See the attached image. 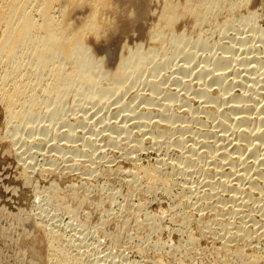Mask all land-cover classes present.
Instances as JSON below:
<instances>
[{
	"label": "rangeland",
	"instance_id": "rangeland-1",
	"mask_svg": "<svg viewBox=\"0 0 264 264\" xmlns=\"http://www.w3.org/2000/svg\"><path fill=\"white\" fill-rule=\"evenodd\" d=\"M117 1L119 2V9H121L119 12H121H118L119 16H116V21L118 20L117 24L121 30L117 33L118 35H114L117 36L116 39L113 36L114 39L112 38V41L110 39L106 43V45L108 44L106 48L105 45H98L90 38L88 40V42L90 41L89 47L92 45L90 48L93 49L95 61H102L101 67L104 66L102 71L107 72L111 69L113 72L118 64V59H122L123 56L128 57L129 51L137 50L142 54L152 50L154 52L151 62L145 65V69L136 70V73L133 72L132 76L130 75L131 77L128 78L124 75L121 77L120 74L117 75L116 70L110 74L112 84L106 85L108 89H105V94L108 91L109 95L107 97L104 95L106 97L104 100L102 97V101L96 102L88 93L80 97L77 95V87L74 85L71 90L63 92L64 96L61 95L62 98L60 97L59 102H56L52 99L53 94L50 92L51 74L49 71H45L42 82H31V80L28 83L27 81L25 86L28 87L24 88L23 91L26 96L23 93L20 94L17 96L16 104L11 103L9 106L7 95L15 92L16 85L18 86L22 82H15V79H11V82L3 81L4 69L0 65V264H55V262L56 264H264V203H261L264 197V189H261L264 187V163L263 165L260 163V161L264 162V159L263 161L258 160V158H264L261 157L264 156L261 154L264 150V144L260 142L262 145H259L258 155L261 154V156L256 158V155L255 157H251L252 154L249 155L250 147L247 146V141L240 142L234 139H239L238 135L242 131L250 133V129L243 130L244 124L242 125V122L240 126L238 125L240 121L235 124L236 119L250 116L248 118H251L250 121L252 122V120L260 118L258 121L257 119L254 121L255 126L262 125L260 121L262 111L259 110L260 107L264 110V95L262 94L264 93L262 88L264 87V74L258 75V73L260 71L264 73L262 71L264 70V0ZM168 5L169 7L174 6L171 7L174 9L180 6L178 9L183 10L184 8V11L173 14L175 10L166 8ZM166 10L177 15L168 21L169 24L165 23L166 19L163 20L167 14L169 16ZM248 18H250L249 22ZM223 28L226 30L224 31ZM156 32H158L157 35H155ZM173 35L181 37L182 48L177 49L171 43ZM186 51L189 52L190 58H188ZM190 53L191 56L193 53V58ZM185 56L188 58L187 61ZM229 56L231 59L234 58V61L230 62ZM218 58L220 60L228 58L230 64L228 61V63L225 60L224 62L228 64L227 68L231 72L227 68L225 69L223 61L218 65ZM248 64L251 67L253 64L254 66L251 68ZM183 65L184 67H182ZM260 65L263 66L258 72ZM72 67L73 65L68 64L65 70L69 72ZM186 67L187 70L184 71ZM245 67L251 68V71L255 73L251 75L250 69L245 70ZM215 69L221 72L224 69L223 71L229 72V74L224 72L226 73L225 80L221 76L223 81L221 80L220 83L222 85L217 82L218 80H213L221 73L219 71L217 74ZM256 74L257 77H254ZM260 76H262L261 82L259 81ZM247 77L250 79L248 80L249 85L253 86L252 89L254 88V90H248L250 86H247L248 89L246 88L248 85ZM119 79L123 81V88L122 91L115 92V89L119 87L118 84L121 83ZM251 79H259L258 81L255 80L258 86L255 85V82L252 84ZM236 80H238L239 85ZM108 81L110 80L107 79L104 83ZM117 81L118 84L115 83ZM243 82L245 85L240 86ZM231 83L236 85L232 86ZM116 85L117 87H115ZM244 86L245 88H243ZM260 86L261 88H259ZM224 88L225 91H222L221 89L224 90ZM226 88H228L227 91ZM109 90L112 92L110 91V93ZM207 90L211 96H208V92L207 96L205 95ZM257 90L259 91L257 92ZM200 92L205 97L200 95ZM32 93L36 94L39 101L36 105L27 107L25 102ZM166 93L168 96L164 95ZM252 93L253 95H251ZM153 94L155 98L151 96ZM241 94L245 95L241 96L242 100H239L240 97L236 98ZM248 94L250 99L253 96L252 101H249ZM215 96L216 99H218L217 96H220V101L214 99ZM78 97L83 99L79 100ZM204 98H207L205 99L206 103L203 101ZM243 98L249 99L248 102ZM229 99L231 102H228ZM225 101L228 102V106ZM241 101L243 102L241 103ZM229 103L232 105L231 107H229ZM232 103L236 104V110H234L239 117L236 112H233L235 116L232 114L233 109L231 108H235ZM243 104L247 107H244ZM11 107L15 111L17 109V112L19 111V114L22 113V115L20 114L21 116L17 118L11 117L10 112H8ZM246 108L250 115L246 113ZM256 111L259 113L257 114ZM228 112L231 113L230 116H226L229 115ZM217 113L221 114L218 115ZM224 113L227 114L224 115ZM259 114L260 117H257ZM172 115L175 118L174 116L171 118ZM231 115L237 118L234 119ZM158 120L160 122H156ZM229 120L234 123L232 124ZM147 123L150 126L144 125ZM227 124L231 127L228 128ZM252 126L254 127V125ZM262 126L260 130L264 132V122ZM225 131L228 135L223 134L226 133ZM215 133L216 136H214ZM223 135L229 136L226 140L232 138L233 142L230 145L228 142L231 141L227 140L226 143L225 140V145L228 144L230 149H226L228 146L224 148L223 138L225 139V137ZM183 137H186V141ZM215 140L219 143L217 144ZM213 142L215 143L213 144ZM220 142H222V146ZM242 142L247 148L243 149ZM234 143H238V146L246 153L244 154L242 150L244 155L239 153L241 154L239 156L238 153L236 154V150L233 153L234 147L232 146L235 145ZM208 144L213 145V148H210ZM215 144L217 146L220 144L219 148L221 149L215 147ZM192 146L193 149L196 147L198 151L189 149ZM214 147L216 148L215 153L219 156L212 152ZM209 148L213 150H208ZM226 150L233 153L230 154V156L232 155L231 159L236 160V164L233 166L237 165L238 156L242 159V156L245 157L246 155V159L242 160L249 164L250 168L246 166L247 164L245 165L246 168L249 170L253 168V172L251 170L249 173L251 172L255 176L252 177L250 174V180H255L253 183H259L255 189L249 187L250 180L247 176L243 179L247 177L248 180L242 181L238 178L244 174L241 173L244 171L240 170L242 169L240 164L236 168H233L232 164H230L232 166L230 168L229 161L223 162L225 165L222 164L220 156ZM210 154L214 157L212 158ZM209 156L212 160L217 157L215 160H221V163L213 160L211 165ZM247 158L248 162L246 161ZM254 158L257 159L255 163L254 160L256 159ZM194 159L197 160V163ZM253 163L258 164L257 170L254 169ZM214 164H222V169ZM139 166L154 168L155 170L159 168L156 171L152 169L154 173L151 172V174L153 175L148 176L137 168ZM228 169L233 171L232 177ZM236 169L240 170V173L237 170L235 171L236 175H234ZM217 170L223 173L221 174ZM255 172H257L258 178H256ZM223 175L225 176L224 179ZM233 177L234 180H232ZM239 180L246 185L239 186L242 184ZM252 180L251 184L253 185ZM202 181H205L206 187ZM207 181L210 183L212 181V187H214L213 181L214 183L219 182V184H214L216 186L214 190L210 187L209 182L206 184ZM228 181L231 182L228 183ZM223 182L230 186H224ZM223 186L227 188L226 191L228 190V192L223 191ZM258 186L261 187L258 188ZM217 189L218 193L216 194H220L222 191L220 195L213 193L214 191L217 192ZM234 189H239V194ZM259 189L263 192L261 193ZM246 190L253 195H250L248 200ZM203 191L208 192V194L211 192L216 196L210 194L211 196L208 195L210 197L204 198L205 193ZM240 193H242L243 198ZM230 195L235 198L239 195V197L232 199L234 197H230ZM241 198L245 199L241 201L242 204L240 203ZM220 199L222 200L220 201ZM258 199L261 202H258ZM216 200L218 201L216 202ZM232 200L237 203L234 204ZM244 201L247 202V204L245 203L247 206L243 204ZM238 202L241 205H237ZM258 203H260L259 210L257 208ZM205 204L206 206H204ZM234 205L235 207H233ZM242 206L246 208L244 207V209ZM254 208L256 209L254 210ZM246 213L249 215L248 218H255L253 222L246 218ZM241 218H243L242 221ZM244 219L245 221L248 219L250 222L246 221V223L248 222L246 224ZM253 223L256 228L253 227ZM236 224L239 228L241 225V227L246 225L244 228L251 232L248 233L244 229L248 236H245V233L238 235L239 237L236 236L235 233L238 234ZM234 231L235 233H233ZM50 244L54 245L56 252L53 250L50 252L48 246ZM57 248L60 250L57 251ZM59 253L70 255L67 262L61 261L62 254Z\"/></svg>",
	"mask_w": 264,
	"mask_h": 264
},
{
	"label": "bare ground",
	"instance_id": "bare-ground-1",
	"mask_svg": "<svg viewBox=\"0 0 264 264\" xmlns=\"http://www.w3.org/2000/svg\"><path fill=\"white\" fill-rule=\"evenodd\" d=\"M120 1V0H119ZM121 1H123V0H121ZM120 1V2H121ZM149 1V0H148ZM124 3V2H123ZM171 4V3H170ZM121 5V4H120ZM124 5V4H123ZM164 5L166 6V4H165V1H164ZM206 5V4H205ZM204 5V6H205ZM210 5V4H209ZM164 6V7H165ZM58 7H59V10H58ZM119 2L117 1V0H0V65H2L3 66V69H4V74H3V78H2V80L3 81H6V82H9L11 79H15V82L16 81H21L22 83H20V85H16V87H17V89H16V91L13 93H9L8 95H7V101H8V105L10 106L11 105V103H15L16 104V100H17V96H19L20 94H22L23 93V91H24V88H27L26 86H25V84H26V82L28 81V83H29V81H31V82H42V80H43V77H44V73H45V71H49L50 72V76L52 77V84H51V90H50V92H52V96H53V100H55L56 102H59V99H60V97H61V95H63V92L65 93L67 90H71L72 88L71 87H73L74 85L77 87V95L78 96H80L81 97V95H82V97H83V94H86V93H88L90 96L92 95V97L94 98V100H96V102H98V101H100L101 99H102V97H103V100H104V98H106L107 97V95H109V93H108V91H107V93L105 94V89L107 90L108 88H107V86H109V85H111L112 84V81H111V79H110V74H112V73H114V71L115 72H117L116 74L117 75H119L120 74V76L122 75H124L125 77H131L132 75V73L133 72H135L136 70H140V69H142V68H144L145 67V65H147V63L148 62H151V60H152V55H153V50L152 51H148V53L146 52V54H142V53H140V51H137V50H134V51H129V55H128V57H121L122 59H118V64L116 65V68H115V70H113V72H112V70L111 69H109V71H102L103 70V68L102 67H104L103 65H102V67H101V63H102V61H95V58H94V56H93V52H92V50L93 49H91L92 47V45L89 47V42H88V40H89V38L93 41H95V42H97L98 43V45H105V48L106 47H108V44L106 45V43L110 40V41H112V38H113V36L114 35H116L118 32H119V30H121V29H119V25L117 24V22H118V20L116 21V16H119L118 15V12H119V10H121V9H119ZM126 7V6H125ZM169 7V5L166 7V8H168ZM171 7H174V6H171ZM171 7H169L170 8V10H175L174 11V13L173 14H176V13H178V12H180V11H184V8H183V10L182 9H178L180 6H178V8L177 9H174V8H171ZM161 8V7H160ZM125 10V9H124ZM214 10V9H213ZM121 12V11H120ZM119 12V13H120ZM166 12H167V10H166ZM171 12V11H170ZM170 12H167V13H169V16H168V14H167V16H165V17H167V18H165L164 17V19L163 20H165V23H168V21L169 20H172V18H174V16H177V15H173L172 13H170ZM122 13H123V11H122ZM122 13L120 14L121 16H122ZM125 13V12H124ZM127 15H128V13H127ZM203 15V14H202ZM204 15H205V13H204ZM253 15V14H252ZM251 15V17H253ZM206 16V15H205ZM204 16V17H205ZM249 17V16H248ZM255 17V16H254ZM244 19V18H243ZM242 20V19H241ZM256 20V19H255ZM250 21V18H248V22ZM239 22V21H238ZM169 24V23H168ZM227 24V23H226ZM247 24V23H246ZM225 25V24H224ZM254 25V24H253ZM229 26V25H228ZM250 26V25H249ZM251 26H252V24H251ZM250 26V27H251ZM255 26H257V25H255ZM249 27V28H250ZM225 28H227L226 27V25H225ZM254 28V27H253ZM221 30H222V28H221ZM223 30L225 31L226 29H224L223 28ZM228 30V29H227ZM255 30V29H254ZM223 31V32H224ZM248 32V31H247ZM121 33H123V32H121ZM157 33L158 32H156V34L155 35H157ZM255 33V32H254ZM118 35V34H117ZM159 35V34H158ZM227 36V35H226ZM245 36V35H244ZM264 36V35H263ZM115 37V36H114ZM117 37V36H116ZM116 37H115V39H116ZM157 37V36H156ZM155 37V38H156ZM181 37L179 36V37H177V36H175V35H173L172 36V38H171V43L173 44V45H175V47L177 48V49H180V48H182L181 47V39H180ZM114 39V38H113ZM203 39V38H202ZM242 39V38H241ZM244 39V38H243ZM242 39V40H243ZM247 39V38H246ZM186 40V39H185ZM202 42V41H201ZM232 42V41H231ZM237 42H238V40H237ZM240 42H244V41H240ZM264 42V41H263ZM115 43V42H114ZM95 44V43H94ZM110 44V43H109ZM112 44H113V42H112ZM220 44H222V43H220ZM236 44V43H235ZM239 44V43H238ZM254 44V43H253ZM116 45V44H115ZM224 45V44H223ZM222 45V46H223ZM264 45V44H263ZM262 45V46H263ZM97 46V45H96ZM221 46V45H220ZM241 46V45H240ZM243 46V45H242ZM110 47V46H109ZM111 48V47H110ZM116 48V47H115ZM227 48H228V45H227ZM226 48V49H227ZM239 48V47H238ZM258 48V47H257ZM197 49V48H196ZM229 49V48H228ZM232 49V48H231ZM109 50V49H108ZM112 50H113V48H112ZM118 50V49H117ZM124 50V49H123ZM191 49H189V51H190ZM234 50V49H233ZM239 50H240V48H239ZM179 51V50H178ZM202 51V50H201ZM232 51V50H231ZM185 52V51H184ZM191 52V51H190ZM195 52V51H194ZM226 52V51H225ZM229 52H230V50H229ZM234 52V51H233ZM110 53V52H109ZM186 53H187V51H186ZM185 53V54H186ZM115 54V53H114ZM188 54H189V52L187 53V56H188ZM213 54V53H212ZM227 54V53H226ZM225 54V55H226ZM235 54V53H234ZM237 54V53H236ZM111 55V54H110ZM174 55V54H173ZM222 55V54H221ZM119 56V55H118ZM190 56H191V53H190ZM192 56H194L193 55V53H192ZM191 56V57H192ZM213 56V55H212ZM228 56V55H227ZM232 56V55H231ZM186 57V56H185ZM222 57V56H221ZM220 57V59H222ZM230 57V56H229ZM228 57V58H229ZM233 57V56H232ZM115 58V57H114ZM118 58V57H117ZM187 58V57H186ZM188 58H190L189 56H188ZM188 58L187 59H185L186 61L188 60ZM193 58V57H192ZM217 58V57H216ZM227 58V59H228ZM257 58V57H256ZM103 59H104V57H103ZM102 59V60H103ZM176 59V58H175ZM208 59V58H207ZM219 58H218V65L220 64V62H224V60H225V62H229V60L231 59V57L229 58V60H227V59H225L224 58V60H220ZM252 59V58H251ZM258 59V58H257ZM155 60V59H154ZM220 60V61H219ZM234 61V58H232L231 60H230V62L231 61ZM245 60H247V59H245ZM259 60V59H258ZM164 61V60H163ZM253 61V60H252ZM115 62H116V59H115ZM222 62V63H223ZM225 62L223 63V65L225 64ZM227 62V63H228ZM230 62L228 63V64H230ZM242 62V61H241ZM247 62H248V60H247ZM260 62V61H259ZM186 63V62H185ZM190 63V62H189ZM235 63V62H234ZM245 63V62H244ZM243 63V64H244ZM261 63V62H260ZM68 64H71V65H73V67H72V70L71 71H67V70H65V67H66V65H68ZM228 64H225V69L227 68V65ZM247 64V63H246ZM167 65V64H166ZM175 65H177V64H175ZM181 65V64H180ZM207 65V64H206ZM217 65V64H216ZM222 65V64H221ZM241 65V64H240ZM248 65H250V64H248ZM258 65H259V63H258ZM178 66V65H177ZM214 66V65H213ZM230 66V65H229ZM228 66V67H229ZM254 66V64L252 65V67ZM263 66V65H262ZM262 66L260 65V67L258 68V72H259V70H261V68H262ZM165 67V66H164ZM182 67H184V65L182 66ZM188 67V66H187ZM187 67H186V69L184 70V68H183V70L184 71H186L187 70ZM218 67V66H217ZM223 67V68H224ZM232 67V66H231ZM234 67V66H233ZM238 67V66H237ZM241 67V66H240ZM239 67V68H240ZM248 67V66H247ZM250 67H251V65H250ZM251 67V68H252ZM255 67H257V66H255ZM208 68V67H207ZM215 68H216V66H215ZM221 68V67H220ZM251 68H244L245 70L246 69H250L249 71H251L252 69ZM98 69H100L101 70V72H100V70H98ZM113 69V68H112ZM145 69V68H144ZM157 69V68H156ZM178 69V68H177ZM176 69V70H177ZM182 69V68H181ZM222 69V68H221ZM228 70H230L229 68H227ZM257 69V68H256ZM111 70V71H110ZM161 70V69H160ZM182 70V71H183ZM216 70V69H215ZM219 70V69H218ZM224 70V69H223ZM222 70V72L221 73H219L218 74V72L219 71H217L216 70V72H217V78L215 79H213V80H218L217 82H221V78L223 77L224 78V80H225V78H226V73H224L225 71L227 72V70H225V71H223ZM247 70V71H248ZM253 70L255 71V68H253ZM149 71V70H148ZM181 71V72H182ZM198 71V70H197ZM199 71H201V70H199ZM207 71V70H206ZM205 71V72H206ZM210 71V70H209ZM211 71H212V69H211ZM233 71V70H232ZM249 71H248V73H249ZM257 71H256V73H257ZM263 72H264V70H262ZM204 72V71H203ZM230 72H231V70H230ZM136 73V72H135ZM156 73V72H155ZM174 73V72H173ZM183 73V72H182ZM187 73V72H186ZM211 73V72H210ZM214 74H216L215 72H213ZM228 74H229V72H227ZM236 73V72H235ZM244 73V72H243ZM247 73V72H246ZM251 73V75H253L255 72H253V71H251L250 72ZM253 73V74H252ZM139 74V73H138ZM205 74H207V73H205ZM225 74V75H224ZM227 74V75H228ZM260 74H264V73H261V71H260V73H258V75H260ZM116 75V76H117ZM131 75V76H130ZM199 75V74H198ZM201 75V74H200ZM233 75V74H232ZM241 75H242V73H241ZM246 75H248V74H246ZM120 76H118V77H120ZM121 76V77H122ZM222 76V77H221ZM229 76V75H228ZM238 76V75H237ZM245 76V75H244ZM264 76V75H263ZM124 77V78H125ZM201 77V76H200ZM213 77H215L214 75H213ZM249 77V76H248ZM247 77V82H248V80H250L249 78ZM252 78H253V76H251ZM254 77H257V74L254 76ZM259 77V76H258ZM117 78V77H116ZM179 78V77H178ZM238 78V77H237ZM262 76H260V82L262 81ZM107 79L108 80H110V81H108V82H105L104 83V81H107ZM203 79V78H202ZM201 79V80H202ZM263 79H264V77H263ZM102 80H104V81H102ZM116 80V79H115ZM118 80V79H117ZM128 80V79H127ZM176 80V79H175ZM174 80V81H175ZM179 80V79H178ZM177 80V81H178ZM244 80H246V79H244ZM252 80V79H251ZM254 80V79H253ZM251 81V83L252 82H255V85H257L256 84V81H258L257 79H255L254 81ZM119 81L121 82V83H119L118 84V81L117 82H115L116 84H118V88L117 89H115L116 91L115 92H118L119 90H121L122 91V88H123V81L122 80H120L119 79ZM182 81V80H181ZM223 81V80H222ZM237 81V83H238V80H236ZM236 81H234L235 83H236ZM240 81V80H239ZM243 81V80H242ZM5 82V83H6ZM11 82V81H10ZM12 82L14 83V80H12ZM134 82V81H133ZM185 82V81H184ZM203 82V81H202ZM205 82V81H204ZM241 82V81H240ZM246 82V83H247ZM103 83V84H102ZM114 83V84H115ZM264 83V82H263ZM221 84V83H220ZM220 84H218V86H220ZM232 84V83H231ZM242 84H244L245 85V82H243V83H241L240 84V86H243ZM248 85H246V88H247V86H250L251 87V85H249V82L247 83ZM252 84H254V83H252ZM258 84H261V83H259L258 82ZM27 85V84H26ZM47 85V84H46ZM107 85V86H106ZM122 85V86H121ZM130 85V84H129ZM133 85V84H132ZM156 85V84H155ZM159 85V84H158ZM179 85H181V84H179ZM186 85V84H185ZM191 85V84H190ZM201 85V84H200ZM203 85V84H202ZM222 85V84H221ZM233 85H236V84H232V86ZM238 85H239V83H238ZM254 85V86H255ZM263 85V84H262ZM261 85V86H262ZM25 86V87H24ZM126 86V85H125ZM135 86V85H134ZM151 86V85H150ZM231 86V85H230ZM231 86V87H232ZM258 86V85H257ZM261 86L259 87V88H261ZM106 87V88H105ZM115 87H117V85L115 86ZM223 87H224V85H223ZM250 87H248L247 89L248 90H250V89H252V87L250 88ZM15 88V87H14ZM132 88V87H131ZM135 88V87H134ZM159 88V87H158ZM181 88V87H180ZM184 88V87H183ZM205 88V87H204ZM230 88V87H229ZM243 88H245V86L243 87ZM257 89H259L258 87H256ZM263 89H264V87H262ZM50 89V88H49ZM126 89V88H125ZM203 89V88H202ZM227 89L228 88H226V91H227ZM234 89V88H233ZM262 89V90H263ZM27 90V89H26ZM29 90V89H28ZM31 90V89H30ZM157 90V89H156ZM198 90V89H197ZM201 90V89H200ZM220 90V89H219ZM222 91H225V88H224V90L223 89H221ZM230 90H232V89H230ZM248 90H247V92H248ZM252 90H254V88L252 89ZM251 90V91H252ZM4 91V90H3ZM111 90H109V92H110ZM209 90H207V91H205V95L207 94V92H208ZM244 91V90H243ZM259 90H257V92H258ZM261 91V90H260ZM8 92H11V91H8ZM112 92V91H111ZM110 92V93H111ZM127 92V91H126ZM149 92V91H148ZM152 93L153 92H155V91H151ZM230 92V91H229ZM228 92V93H229ZM254 92V91H253ZM264 92V91H263ZM5 93V92H4ZM7 93V92H6ZM114 93V92H113ZM120 93V92H119ZM125 93V92H124ZM156 93V92H155ZM154 93V94H155ZM201 94L200 95H202V92H200ZM226 93V92H225ZM227 93V94H228ZM250 93V92H249ZM24 94V93H23ZM47 94H49V93H47ZM154 94L153 95H151V96H153L154 97ZM188 94V93H187ZM198 94H199V91H198ZM204 94V93H203ZM208 94H209V92H208ZM236 94V93H235ZM245 94V93H244ZM244 94H241V95H238V97H236V98H239V100H242V97L241 96H243ZM255 94H256V91H255ZM261 94V93H260ZM263 95H264V93H262ZM25 96H26V94H24ZM106 97H105V96ZM164 95H166V96H168V94L166 93V94H164ZM178 95V94H177ZM251 95H253V93L251 94ZM6 96V95H5ZM23 96V95H22ZM64 96V95H63ZM69 96V95H68ZM144 96V95H143ZM156 96V95H155ZM170 96H172L171 95V93H170ZM176 96V95H175ZM195 96V95H194ZM203 97H205L204 95H202ZM202 96H200V97H202ZM207 96V95H206ZM208 96H211L210 94L208 95ZM227 96V95H226ZM234 96V95H233ZM233 96H232V98H233ZM245 96V95H244ZM247 96H249V94L247 95ZM29 97V96H28ZM77 97V96H76ZM80 97H78V99L79 100H82ZM87 97V96H86ZM85 97V98H86ZM153 97H150L151 99L153 98ZM202 97V98H203ZM220 96H217V98L218 99H216V96H215V98L214 99H216L217 101H220L219 98ZM225 97V96H224ZM223 97V98H224ZM252 97L253 96H251V99H252ZM262 97V96H261ZM5 98V97H4ZM19 98V97H18ZM62 98V97H61ZM112 98V97H111ZM155 98V97H154ZM172 98V97H171ZM191 98V97H190ZM208 98V97H207ZM207 98H204L203 99V101L205 102V99H207ZM210 98H212V97H210ZM228 98V97H227ZM235 98V97H234ZM233 98V99H234ZM235 98V99H236ZM249 99H250V96L248 97ZM27 99V98H26ZM87 99V98H86ZM147 99V98H146ZM167 99V98H166ZM221 99H222V96H221ZM225 100H226V98H224ZM224 99H223V101H224ZM244 99V98H243ZM246 99V98H245ZM244 99V100H245ZM249 99H246L245 101L246 102H248V100ZM249 100V101H252V100ZM256 99H258V98H256ZM264 99V98H263ZM19 100H21V99H19ZM63 100V99H62ZM92 100V99H91ZM90 100V101H91ZM117 100V99H116ZM119 100V99H118ZM148 100V99H147ZM202 100V99H201ZM232 100V99H231ZM243 100V101H244ZM254 100V99H253ZM16 101V102H15ZM39 101V99H38V97L36 96V94L35 93H32V95L26 100V102H25V106H27V107H30V106H32V105H36V103ZM93 101V100H92ZM102 101V100H101ZM153 101V100H152ZM158 101V100H157ZM207 101V100H206ZM209 101V100H208ZM211 101V100H210ZM209 101V102H210ZM213 101V100H212ZM236 101L237 102H239L237 99H236ZM243 101H241V103L243 102ZM259 101V100H258ZM155 102H156V100H155ZM172 102V101H171ZM200 102V101H199ZM226 102V101H225ZM228 102H231L230 101V99H229V101ZM228 102H226L225 104H227ZM233 102V101H232ZM235 102V101H234ZM237 102H235V103H237ZM6 103V102H5ZM89 103V102H88ZM101 103V102H100ZM124 103V102H123ZM126 103V102H125ZM154 103V102H153ZM206 103V102H205ZM208 103V102H207ZM217 103V102H216ZM215 103V104H216ZM261 103V102H260ZM80 104V103H79ZM114 104V103H113ZM148 104H149V102H148ZM160 104V103H159ZM163 104V103H162ZM180 104V103H179ZM234 106L233 107H235V105L236 104H234V103H232ZM240 104V103H239ZM238 104V105H239ZM245 104V103H244ZM244 104H243V106H244ZM7 105V106H8ZM125 105H127V104H125ZM191 105V104H190ZM218 105H220V104H218ZM229 105H230V103H229ZM242 105V104H241ZM247 105V104H246ZM257 105V104H256ZM259 105V104H258ZM114 106H116V105H114ZM139 106V105H138ZM223 106V105H222ZM227 106H228V104H227ZM232 105H230L229 107H231ZM261 106V105H260ZM259 106V107H260ZM262 106H263V103H262ZM17 107V106H16ZM36 107V106H35ZM100 107V106H99ZM123 107V106H122ZM150 107V106H149ZM238 107V106H237ZM244 107H247V106H244ZM249 107V106H248ZM264 107V106H263ZM13 108H14V106H13ZM24 108V107H23ZM34 108V107H33ZM125 108V107H124ZM218 108V107H217ZM223 108V107H222ZM241 108V107H240ZM239 108V109H240ZM252 108H253V106H252ZM261 109L259 110L260 112H261V114H262V117H261V122H262V125H263V122H264V110H262V107H260ZM78 109V108H77ZM153 109V108H152ZM163 109V108H162ZM229 109V108H228ZM231 109H233V111H232V114H233V112H236L235 110H236V107L235 108H231ZM235 109V110H234ZM244 109V108H243ZM250 109V108H249ZM256 109V108H255ZM264 109V108H263ZM120 110V109H119ZM128 110V109H127ZM238 110V109H237ZM246 110H247V108H246ZM253 110V109H252ZM22 111V110H21ZM164 111V110H163ZM166 111V110H165ZM164 111V112H165ZM195 111V110H194ZM193 111V112H194ZM208 111V110H207ZM224 111V110H223ZM226 111V110H225ZM229 111H231V110H229ZM240 111H241V109H240ZM255 111V110H254ZM8 112H10V115H11V117H13V118H17V117H20L21 115H22V113H20L19 114V111L17 112V109H16V111L15 110H13L12 109V107L9 109V111ZM28 112V111H27ZM131 112V111H130ZM135 112V111H134ZM162 112V111H161ZM190 112V111H189ZM221 112V111H220ZM246 112V111H245ZM251 112V111H250ZM253 112V111H252ZM257 112V111H256ZM26 113V112H25ZM114 113V112H113ZM147 113V112H146ZM158 113V112H157ZM222 114H223V112H221ZM220 113V114H221ZM229 113V112H228ZM242 113V112H241ZM246 113H249V110H247V112ZM259 112H257V114H258ZM24 114V113H23ZM169 115H170V113H168ZM173 114V113H172ZM194 114H195V112H194ZM218 114V113H217ZM220 114H218V115H220ZM227 113H224V115H226ZM230 114L231 113H229V115L227 114L226 116H230ZM236 114H237V112H236ZM239 114H240V112H239ZM28 115V114H27ZM135 115V114H134ZM138 115H139V113H138ZM142 115V114H141ZM163 115V114H162ZM224 115H222V116H224ZM234 116H235V113L233 114ZM238 115V114H237ZM236 115V116H237ZM242 115H244L245 116V114H243L242 113ZM247 115V114H246ZM249 115H250V113H249ZM253 115V114H252ZM88 116V115H87ZM140 116V115H139ZM164 116V115H163ZM174 115H172L171 116V118L173 117ZM232 116V115H231ZM234 116H232V118H234ZM24 117H26V116H24ZM169 117V116H168ZM167 117V119H170V118H168ZM213 117V116H212ZM238 117H239V115H238ZM241 117V116H240ZM243 117V116H242ZM248 117H250V116H246V117H243L241 120L240 119H236V122H235V124L237 123V121H240V123L238 124L239 126L241 125V122H242V125L244 124V129L243 130H246V129H250V133L248 132L247 133V131L245 132H243L242 131V129H241V131H242V133L241 134H237L238 136V138L239 139H236V138H234L235 140H237V141H247V146H249L250 148H249V155H254V156H252L251 155V157H255V155H256V158L257 157H259V156H261V154H264L263 152H264V150H263V152L261 153V154H259L258 155V153H259V145L261 144L260 142H263V144H264V132H262V130H260V128H261V123H259L258 122V124H260L261 126H255V120L257 119L256 117H254V118H256L254 121L252 120V122L250 121V119L251 118H248ZM252 118H253V116H251ZM257 117H260V114L257 116ZM22 118H23V116H22ZM131 118V117H130ZM133 118V117H132ZM141 118V117H140ZM144 118V117H143ZM142 118V119H143ZM164 118V117H163ZM174 118H175V116H174ZM229 119H231V117H228ZM235 118H237V117H235ZM234 118V119H235ZM21 119V118H20ZM150 119V118H149ZM153 119V118H152ZM161 119V118H160ZM167 119L165 118V120L167 121ZM233 119V120H234ZM260 118H258L257 119V121L259 120ZM116 120V119H115ZM139 120V119H138ZM144 120V119H143ZM142 120V121H143ZM162 120V119H161ZM178 120V119H177ZM215 120V119H214ZM225 120H226V118H225ZM224 120V121H225ZM83 121H84V119H83ZM147 121V120H146ZM164 121V120H163ZM173 121V120H172ZM199 121V120H198ZM230 122H232V124L234 123L233 121H231V120H229ZM235 121V120H234ZM56 122V121H55ZM82 122V121H81ZM116 122V121H115ZM120 122H122V121H120ZM156 122H160V120H158V121H156ZM155 122V123H156ZM168 122V121H167ZM174 122H175V120H174ZM187 122V121H186ZM254 122V123H253ZM20 123H21V121H20ZM141 123H143V122H141ZM170 123H171V121H170ZM202 123V122H201ZM204 123V122H203ZM219 123V122H218ZM225 123V122H224ZM251 123H253L252 125H254V127L251 125ZM140 124V123H139ZM158 125H160V123H157ZM205 124V123H204ZM204 124H202V125H204ZM220 124V123H219ZM229 124V123H228ZM227 124V125H228ZM231 124V123H230ZM257 123H256V125H258ZM140 125H142V124H140ZM144 125H148V123L147 124H144ZM174 125V124H173ZM224 125H226V124H224ZM146 126H144V127H146ZM148 126H150V125H148ZM147 126V127H148ZM171 126H172V123H171ZM170 126V127H171ZM223 126V125H222ZM252 126V127H251ZM43 127V126H42ZM126 127V126H125ZM133 127V126H132ZM224 127H226V126H224ZM223 127V128H224ZM228 128H230L231 127V125H230V127H229V125L227 126ZM235 127V126H234ZM257 127V128H256ZM263 127V126H262ZM139 128V127H138ZM189 128V127H188ZM223 128H222V130H223ZM233 128V127H232ZM231 128V129H232ZM41 129V128H40ZM56 129V128H55ZM123 129V128H122ZM135 129V128H134ZM177 129V128H176ZM179 129V128H178ZM183 129V128H182ZM226 129V128H225ZM234 129V128H233ZM239 129H240V127H239ZM124 130V129H123ZM180 130V129H179ZM184 130V129H183ZM221 130V129H220ZM115 131V130H114ZM120 131H121V128H120ZM173 131V130H172ZM182 131V130H181ZM187 131V130H186ZM129 132H130V130H129ZM182 132H184V131H182ZM226 133H223V134H227V131H225ZM234 132V131H233ZM239 132V131H238ZM71 133V132H70ZM118 133V132H117ZM151 133V132H150ZM193 133V132H192ZM200 133V132H199ZM198 133V134H199ZM212 133V132H211ZM120 134V133H119ZM222 134V133H221ZM234 134V133H233ZM183 135V134H182ZM204 135H206L205 133H204ZM228 135V134H227ZM227 135H223V137H225V139L223 138V137H221V138H223V140H224V148H226V146H228L226 149H230L229 148V145L233 142L231 139L232 138H230V140L229 139H227V140H229V141H231V142H228L229 143V145L227 144V145H225V140H226V138H229V136H230V134H229V136H227ZM232 135V134H231ZM43 136V135H42ZM147 136V135H146ZM202 136V135H201ZM214 136H216V133L214 134ZM219 136H222V135H219ZM233 136V135H232ZM72 137V136H71ZM130 137V136H129ZM199 137H200V135H199ZM143 138V137H142ZM184 138V137H183ZM186 138V137H185ZM185 138H184V140H185ZM198 138V137H197ZM196 138V139H197ZM207 138V137H206ZM215 138V137H214ZM152 139V138H151ZM192 139H193V137H192ZM208 139V138H207ZM216 139V138H215ZM43 140V139H42ZM117 140V139H116ZM227 140H226V143H227ZM69 141V140H68ZM118 141V140H117ZM117 141H115V142H117ZM171 141V140H170ZM176 141V140H175ZM180 141V140H179ZM186 141V140H185ZM188 141V140H187ZM215 141H217V140H215ZM218 141H221V140H219L218 139ZM217 141V144L219 143ZM61 142V141H60ZM143 142V141H142ZM182 142H184V141H182ZM211 142V141H210ZM236 142V141H235ZM240 142H239V144H240ZM122 143V142H121ZM129 143V142H128ZM155 143V142H154ZM196 143H197V141H196ZM207 143V142H206ZM215 142H213V144H214ZM112 144V143H111ZM211 144V143H210ZM210 144H208V146H210ZM220 144H221V146H222V142H220ZM219 144V145H220ZM235 144V145H234ZM233 145L234 146H232V147H234V149L233 148H231V149H233L232 151H233V153H234V150H236V154L238 153H241L242 155H244L246 152L243 150V149H245V147H246V145H244V143L242 142V144H243V149L240 147V146H238V143H234ZM241 144V145H242ZM128 145V144H127ZM167 145V144H166ZM182 144H180V146H181ZM219 145L217 146L216 144H215V147H218L219 148ZM262 145V144H261ZM97 146V145H96ZM153 146V145H152ZM179 146V147H180ZM183 146V145H182ZM220 146V147H221ZM147 147V146H146ZM195 147V146H194ZM213 148V145H211L210 146V148ZM214 147V148H215ZM222 147V148H223ZM262 147V146H261ZM264 147V146H263ZM32 148V147H31ZM52 148V147H51ZM142 148V147H141ZM197 148H199L198 146H197ZM208 149V150H211V149ZM247 148V147H246ZM58 149H60V148H58ZM61 149H62V147H61ZM102 149V148H101ZM137 149V148H136ZM189 149H192L193 151L196 149V147L193 149V146H192V148L190 147ZM200 149V148H199ZM219 149H221V148H219ZM219 149H217V150H219ZM262 149V148H261ZM20 150V149H19ZM76 150V149H75ZM134 150V149H133ZM202 150V149H201ZM213 150V149H212ZM211 150V151H212ZM215 150V151H214ZM212 152H214V154H217V153H215L216 152V148L214 149ZM241 150H242V152L244 151V154L241 152ZM67 151V150H66ZM88 151V150H87ZM196 151H198L197 149H196ZM195 151V152H196ZM200 151V150H199ZM211 151H209V152H211ZM219 151H221V150H219ZM218 151V153L220 154V152ZM232 151H224V152H222V156H220L221 158V160H222V164L223 165H225V163H223V162H227V161H229V165L230 164H232V166H233V164H236L235 162H236V160L234 161V159L232 160L231 159V156H230V154H233L232 153ZM247 152H248V150H246ZM42 152V151H41ZM55 152V151H54ZM62 152V151H61ZM71 152V151H70ZM94 152V151H93ZM203 152V151H202ZM231 152V153H230ZM261 152V151H260ZM63 153V152H62ZM183 153V152H182ZM192 153V152H191ZM196 153H198V152H196ZM207 153V152H206ZM91 154V153H90ZM190 154V153H189ZM193 154H194V152H193ZM235 154V155H236ZM241 154H239V156L241 155ZM248 154V153H247ZM83 155H84V153H83ZM87 155V154H86ZM191 155V154H190ZM200 155V154H199ZM205 155V154H204ZM212 154H210V156H211ZM218 155V154H217ZM248 155V156H249ZM258 155V156H257ZM82 156V155H81ZM128 156V155H127ZM201 156V155H200ZM209 156V157H210ZM219 156V155H218ZM238 156V158L239 159H237L238 161H237V165L236 166H238L239 167V165L238 164H240L241 165V168L242 169H240V170H242V171H244V172H241V173H244L243 175H240V176H238V178L239 179H241L242 181L243 180H250V177L252 176V177H255V176H253L254 174L252 173L251 174V172L249 173V171H251V170H249L248 168H246V166H248L249 167V164H247V163H245L242 159H244L245 157H246V155H245V157L244 156H242L243 158L241 159V157H239ZM126 157V156H125ZM212 157V156H211ZM211 157H210V159H211ZM214 157V156H213ZM212 157V158H213ZM233 157H235V156H233ZM261 157H264V156H261ZM190 158V157H189ZM206 158V157H205ZM215 158H217V157H215ZM215 158L213 159L214 160V162L217 160H215ZM249 158V157H248ZM248 158H247V162H248ZM256 158H254V159H256ZM67 159V158H66ZM106 159V158H105ZM137 159V158H136ZM196 159V158H195ZM195 159H194V161H195ZM209 159V160H210ZM235 159H236V157H235ZM246 159V158H245ZM263 159L264 158H262V159H259L258 158V160L260 161V160H262L263 161ZM55 160V159H54ZM59 160V159H58ZM91 160V159H90ZM178 160V159H177ZM192 160V159H191ZM200 160V159H199ZM212 159H211V161H210V163L213 161ZM220 160V161H221ZM89 161V160H88ZM187 161V160H186ZM190 161V160H189ZM197 161V160H196ZM195 161V162H196ZM218 161V160H217ZM220 161H218V162H220ZM255 161H257V159L256 160H254V163H255ZM258 161V162H259ZM162 162H163V160H162ZM164 162H165V160H164ZM171 162V161H170ZM192 162H193V160H192ZM199 162V161H198ZM217 162V163H218ZM253 162V161H252ZM257 162V163H258ZM31 163V162H30ZM175 163V162H174ZM194 163V162H193ZM197 163V162H196ZM221 163V162H220ZM253 163V164H254ZM254 164L255 166H256V168H255V166H254V169H258V167H257V165L258 164ZM260 163L263 165V163L264 162H261L260 161ZM259 163V164H260ZM92 164V163H91ZM222 164H219V165H217V164H214V165H216V166H219V167H221V169H222ZM227 164V163H226ZM247 164V165H246ZM167 165V164H166ZM170 165V164H169ZM178 165V164H177ZM187 165H189V164H187ZM193 165V164H192ZM207 165H208V163H207ZM211 165H212V163H211ZM246 165V166H245ZM146 166V165H145ZM215 166V167H216ZM232 166L230 165L229 167L230 168H232ZM236 166L234 165L233 166V168H236ZM260 166V165H259ZM165 167V166H164ZM212 167H214V166H212ZM251 167H253V166H251ZM138 169H140V171H142V172H144L143 174H146V175H148V176H150V175H153V174H151V172L152 173H154V171H152V169L153 170H155L154 168H149V167H137ZM159 168V167H158ZM157 168V169H158ZM186 168V167H185ZM217 169H218V167H216ZM250 168V167H249ZM156 169V170H157ZM173 169V168H172ZM220 169V168H219ZM260 169V168H259ZM155 170V171H156ZM161 170V169H160ZM159 170V171H160ZM210 170V169H209ZM209 170H207V171H209ZM214 170H215V168H214ZM229 171L228 172H230V174H231V177H232V174H233V171H230L231 169H228ZM238 169H236V170H234V172L235 171H237ZM240 170H238L239 171V173H240ZM256 170H254V171H256ZM103 171V170H102ZM139 171V172H140ZM212 171V170H211ZM217 171H219V170H217ZM224 171V170H223ZM259 171V170H258ZM257 171V172H258ZM261 171V170H260ZM138 172V171H137ZM191 172H193V171H191ZM213 172V171H212ZM227 172V173H228ZM232 172V173H231ZM252 172H253V170H252ZM257 172H255V175L257 176ZM136 173V172H135ZM207 173V172H206ZM213 173H215V172H213ZM217 173V172H216ZM219 173H223V172H220L219 171ZM249 173V175H247ZM258 173H260V172H258ZM139 174V173H138ZM142 174V173H141ZM163 174V173H162ZM211 174V173H210ZM220 174V175H221ZM224 174H225V172H224ZM250 174H251V176H250ZM133 175V174H132ZM213 175V174H212ZM211 175V176H212ZM226 175V174H225ZM229 177H230V175H229V173L227 174ZM234 175H236V172H235V174ZM233 175V176H234ZM259 175H261V174H259ZM135 176V175H134ZM216 176V175H215ZM245 176H247L248 177V179H247V177H246V179H243V178H245ZM250 176V177H249ZM139 177V176H138ZM155 177V176H154ZM157 177V176H156ZM224 175H223V179H224ZM229 177H227L226 176V178H228L229 179ZM236 177V176H235ZM261 177H262V175H261ZM237 177H236V179H238ZM256 178H258V176L256 177ZM203 179V178H202ZM220 179V178H219ZM232 179V178H231ZM230 179V180H231ZM235 178L233 177V179L232 180H234ZM255 179V178H254ZM263 179V178H262ZM150 180H151V178H150ZM204 180V179H203ZM222 180V179H221ZM231 180V181H232ZM241 180H239V182H242ZM252 180V179H251ZM251 180L249 181L250 182V184H251ZM215 181V180H214ZM214 181H213V186L216 188V186L214 185V184H219V182L218 183H214ZM224 181V180H223ZM231 181H228V183L229 182H231ZM253 181H255V180H252V183H253ZM256 181H257V179H256ZM201 182V181H200ZM203 182V181H202ZM205 182V181H204ZM203 182V183H204ZM208 182L210 183V181H207V183L206 184H208ZM216 182V181H215ZM225 182H226V180H225ZM233 182V181H232ZM260 182V181H259ZM264 182V181H263ZM177 183V182H176ZM227 183V182H226ZM211 186L210 187H212V181H211ZM223 184H224V182H223ZM239 184H241V183H239ZM245 183L244 182H242V184L241 185H239V186H242V185H244ZM249 184V183H248ZM247 184V185H248ZM250 184H249V187H251V189L252 188H254L255 189V187H257V184L259 185V183L258 182H254L253 183V185L251 184V186H250ZM264 184V183H263ZM201 185V184H200ZM204 185H205V183H204ZM203 185V186H204ZM229 184H227V185H225L224 184V186H228ZM246 185V184H245ZM208 186V185H207ZM220 186V185H219ZM223 186V191H226V187H224ZM230 186V185H229ZM264 186V185H263ZM187 187H189V186H187ZM192 187V186H191ZM199 187V186H198ZM205 187H206V185H205ZM214 187H212V188H214ZM218 187V186H217ZM221 187V186H220ZM219 187V188H220ZM233 187V186H232ZM243 187V186H242ZM247 187V186H246ZM246 187H244V189H246ZM261 186H258V188H260ZM184 188V187H183ZM211 188V189H212ZM215 188H214V190H215ZM237 188H238V186H237ZM241 187H239V189H240ZM189 189H190V187H189ZM210 189V190H211ZM222 189H220V190H222ZM225 189V190H224ZM232 189V188H231ZM238 189V190H239ZM243 189V190H244ZM253 189V190H254ZM261 189H264V187L263 188H261ZM261 189H259V191L262 193L263 191L261 190ZM184 190V189H183ZM193 190V189H192ZM204 190V189H203ZM205 190H207L206 188H205ZM213 190V191H214ZM235 190V189H234ZM234 190H232L233 192H234ZM238 190H235V191H237L236 193L237 194H239L238 193ZM240 190H242V188L240 189ZM239 190V191H240ZM248 190V189H247ZM246 190V192L248 193V198H247V200L249 199V196L250 195H252V193L250 194L248 191ZM252 190V191H253ZM257 190V189H256ZM255 190V191H256ZM212 191V192H213ZM217 192H213V193H218V189L216 190ZM229 191L231 192V190L229 189ZM249 191H251V190H249ZM254 191V192H255ZM198 192V191H197ZM204 192V191H203ZM208 192H209V190H208ZM208 192H206L207 193V196H205L206 195V193L204 194V198H206V197H210L211 195L210 194H212L211 192L208 194ZM221 192L222 191H220V194H221ZM226 192H228V190L226 191ZM235 193V192H234ZM244 193V192H243ZM258 193V192H257ZM191 194V193H190ZM214 194V195H215ZM220 194H216V195H220ZM231 194V193H230ZM241 194V196H242V193H240ZM245 194V193H244ZM260 194V193H259ZM264 194V193H263ZM197 195V194H196ZM208 195H210V196H208ZM213 195V194H212ZM213 195V196H214ZM215 195V196H216ZM199 196V195H198ZM253 196V195H252ZM259 196H261V195H259ZM264 196V195H263ZM197 197V196H196ZM221 197H222V195H221ZM230 197H234L233 195L231 196L230 195ZM237 197H239V195H237ZM236 197V198H237ZM244 197V198H245ZM216 198V197H215ZM223 198V197H222ZM235 197L234 198H232V199H236ZM242 198H243V196H242ZM241 198V199H242ZM201 199H202V196H201ZM207 199H209V198H207ZM239 199V198H238ZM237 199V200H238ZM259 199H261L260 197H259ZM259 199H258V202H261V203H264L263 201H264V197H263V200H261V201H259ZM197 200V199H196ZM222 199H220V201H221ZM226 200V199H225ZM243 200H245V199H242V200H240V203H241V201H243ZM246 200V201H247ZM254 200V199H253ZM187 201V200H186ZM218 200H216V202H217ZM224 201V200H223ZM229 201H231V200H229ZM228 201V202H229ZM232 201H234V200H232ZM246 201H244L243 202V204L245 205V203L247 204V202ZM194 202V201H193ZM235 202L236 201H234V204H235ZM232 203V202H231ZM237 203V202H236ZM239 203V202H238ZM237 204V205H241V204ZM202 204V203H201ZM217 204V203H216ZM226 204V203H225ZM233 204V203H232ZM255 204V203H254ZM259 204L260 203H258V205H257V208H258V210L260 209L259 208ZM194 205V204H193ZM203 205V204H202ZM201 205V206H202ZM219 205V204H218ZM237 205H236V207H237ZM253 205V204H252ZM264 205V204H263ZM204 206H206V204L204 205ZM204 206H203V208H204ZM245 206H247V205H245ZM244 206V207H245ZM250 205H248V207H249ZM255 206V205H254ZM233 207H235V205L233 206ZM241 207V206H240ZM243 207V206H242ZM243 207V208H244ZM251 207V206H250ZM260 207H262V206H260ZM227 208V207H226ZM246 208V207H245ZM244 208V209H245ZM253 208V207H252ZM201 209V208H200ZM205 209H206V207H205ZM236 209V208H235ZM241 209V208H240ZM256 208H254V210H255ZM230 210V209H229ZM241 210H243V209H241ZM254 210H252V211H254ZM201 211V210H200ZM232 211H234L233 209H232ZM249 211H251V210H249ZM251 211V212H252ZM261 211H262V208H261ZM239 212H240V210H239ZM243 212V211H242ZM247 212V211H246ZM257 212V211H256ZM258 212H260V211H258ZM264 212V211H263ZM222 213V212H221ZM230 214V213H229ZM234 214H236L235 212H234ZM238 215H239V213H237ZM240 214H242V213H240ZM244 214V213H243ZM264 215V214H263ZM203 216V215H202ZM230 216V215H229ZM246 218H248L249 217V215H247V213H246ZM251 216H252V214H251ZM256 216V215H255ZM213 217V216H212ZM239 217H240V215H239ZM243 218H245V216L243 215ZM243 218H241V221L243 220ZM251 218V217H250ZM250 218H248V219H250ZM212 219V218H211ZM246 220V221H249V220ZM254 219L255 218H252V219H250V221L252 220V222L254 221ZM190 221V220H189ZM236 221V220H235ZM244 221H245V219H244ZM246 221H245V223H246ZM249 221V222H250ZM230 222V221H229ZM228 222V223H229ZM239 223V222H238ZM244 223V224H245ZM248 223V222H247ZM246 223V224H247ZM207 224V223H206ZM221 224V223H220ZM231 224V223H230ZM255 224H256V222H255ZM258 224V223H257ZM241 225V224H240ZM261 225V224H260ZM212 226V225H211ZM238 225L236 224V227H237ZM242 226V225H241ZM240 226V228H239V226L236 228L237 230H238V234H236L235 233V231L233 232V233H235V235L236 236H238V235H241V234H244L245 232H244V229L246 230V232H251V231H249V229H248V231H247V228H244L245 226H243V227H241ZM255 225H254V223H253V227H254ZM257 226V225H256ZM234 227V226H233ZM247 227H249V226H247ZM254 228H256V227H254ZM188 229V228H187ZM234 229H235V227H234ZM180 230V229H179ZM237 230H236V232H237ZM257 230V229H256ZM226 231V230H225ZM255 231V230H254ZM258 232V231H257ZM247 234L245 233V236H246ZM264 235V234H263ZM60 236V235H59ZM62 236V235H61ZM192 236V235H191ZM222 236V235H221ZM236 236H235V238H236ZM243 236V235H242ZM248 236V235H247ZM188 237V236H187ZM239 237V236H238ZM54 238V237H53ZM231 238H233V237H231ZM234 238V239H235ZM248 238V237H247ZM61 239V238H60ZM241 239V238H240ZM246 240V239H245ZM249 241V240H248ZM54 242V241H53ZM53 244V243H52ZM49 247H50V249H49V247H48V249L50 250V252H52V250L54 251L55 250V248H54V245H48ZM59 246V245H58ZM75 247V246H74ZM59 248H62V247H59ZM59 248H57L56 250L57 251H59L60 249ZM59 249V250H58ZM65 250V249H64ZM63 251V249L61 250V252ZM54 252H56V251H54ZM65 252V251H64ZM67 253V252H66ZM66 253H59L60 255H61V261L62 262H67V260H68V257H70V255L68 256ZM55 254H57V253H55ZM58 256V255H57ZM59 259V258H58ZM60 261V260H59ZM60 263V262H59ZM69 263H70V261H69ZM55 264H56V262H55ZM60 264H62V263H60ZM66 264V263H65Z\"/></svg>",
	"mask_w": 264,
	"mask_h": 264
}]
</instances>
